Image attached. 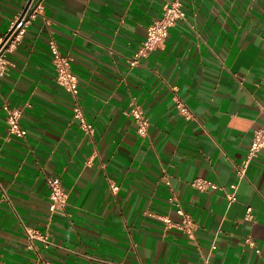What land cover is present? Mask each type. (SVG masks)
I'll list each match as a JSON object with an SVG mask.
<instances>
[{"label":"crops","instance_id":"1","mask_svg":"<svg viewBox=\"0 0 264 264\" xmlns=\"http://www.w3.org/2000/svg\"><path fill=\"white\" fill-rule=\"evenodd\" d=\"M166 1L0 0V39L29 3L32 14L0 74V264H264V150L237 177L264 122V0H182L187 21L131 65ZM51 40L72 57L77 95L56 82ZM5 104L24 138L8 131ZM49 177L69 194L53 218ZM198 178L223 189L199 190ZM172 195L194 238L164 222L179 220Z\"/></svg>","mask_w":264,"mask_h":264},{"label":"built area","instance_id":"2","mask_svg":"<svg viewBox=\"0 0 264 264\" xmlns=\"http://www.w3.org/2000/svg\"><path fill=\"white\" fill-rule=\"evenodd\" d=\"M31 15L30 10L27 9L24 13L16 17V19L12 22L8 33L0 39V74H4L7 71L8 61L6 60V55L13 52L17 47L26 31L27 26L29 25ZM179 20L187 21L186 11L182 0H167L163 5L162 15L159 18L153 19L148 25L146 36L141 42L138 50L133 55L130 62L131 65H137L140 58L148 57L152 52L164 47L170 29L174 27ZM49 46L53 56L56 82L73 95H77L79 92V82L78 77L72 70V57L63 55L60 51L59 45L54 40L49 42ZM174 100L179 113L185 118L190 119L192 114L186 102L178 96H175ZM4 108L6 111L8 131L12 135L24 138L27 134V130L21 123V112L8 104H5ZM260 110L264 114V103L260 104ZM74 111V115L76 117L83 116L80 108L75 107ZM127 114L134 118L137 124L138 134L140 136L146 135L150 122L142 107L133 100ZM262 150H264V122L262 126L255 129L252 133L247 157L243 163L238 166L237 177L239 180L245 178L247 169L249 168L251 162L259 156ZM47 185L49 188L50 218H53L56 214H65L69 194L65 191L61 179L58 177H49L47 179ZM191 185L199 190H206L208 188L223 189L208 180L199 178L193 180ZM233 187L235 188V186ZM235 199V193H230L229 200L233 201ZM169 201L175 207L179 220L177 222H172L170 218L164 217V222L167 225L174 226L188 237L194 238L198 224L193 216L182 207L178 199L173 195L169 197ZM253 218V208L249 206L246 210V219L252 220ZM25 232L30 240H41L44 242L45 246H49L52 243L50 240L51 233L49 231L41 233L38 230L26 227ZM111 264L125 263L111 262Z\"/></svg>","mask_w":264,"mask_h":264},{"label":"water","instance_id":"3","mask_svg":"<svg viewBox=\"0 0 264 264\" xmlns=\"http://www.w3.org/2000/svg\"><path fill=\"white\" fill-rule=\"evenodd\" d=\"M29 5H30V3L28 4V7H29ZM28 7L26 8V10L28 9ZM26 10H25V11H26Z\"/></svg>","mask_w":264,"mask_h":264}]
</instances>
